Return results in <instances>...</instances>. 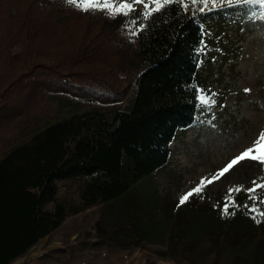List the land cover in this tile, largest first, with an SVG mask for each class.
Instances as JSON below:
<instances>
[{
  "label": "rangeland",
  "instance_id": "1",
  "mask_svg": "<svg viewBox=\"0 0 264 264\" xmlns=\"http://www.w3.org/2000/svg\"><path fill=\"white\" fill-rule=\"evenodd\" d=\"M136 7L138 12L129 18L143 11L142 6ZM107 12L85 13L65 0H0V88L18 77L7 87L6 98L0 100V145L11 141L16 122L52 115L57 95L80 99L86 106L124 107L131 102L138 43L136 38L130 42L125 34L127 18H109ZM207 21L212 33L207 54L210 64L201 77L204 89L217 93V105L210 112L201 110L195 124L177 131L169 143L168 165L146 181L160 189L162 202L154 217H158L163 232L153 231L145 240L121 237L102 214L101 204L82 208L77 214L69 211L67 226L76 232L75 239L80 243L94 241V264H230L235 255L249 258L238 249L231 252L244 237L242 231L231 239L221 235L174 245L168 240L171 223L164 220L165 210L175 212L184 206L198 212L220 210L229 188H251L253 180L264 183L259 179L264 175L261 166L244 161L207 185L201 193L203 199L194 196L177 207L180 195L202 177L211 178L264 130V12L254 6L248 14H227L220 21L216 17ZM85 180L55 181L56 197L67 210L81 205L79 194ZM263 192L258 189L254 195ZM232 195L241 206L245 201L252 203L245 199L244 191ZM48 203L52 207L53 201ZM258 226L249 233V241L256 242L261 236L264 243V225ZM61 232H54L53 237H66L71 231Z\"/></svg>",
  "mask_w": 264,
  "mask_h": 264
},
{
  "label": "trees",
  "instance_id": "2",
  "mask_svg": "<svg viewBox=\"0 0 264 264\" xmlns=\"http://www.w3.org/2000/svg\"><path fill=\"white\" fill-rule=\"evenodd\" d=\"M176 11V6H170L154 14L136 38L137 75L129 104L86 106L80 99L57 95L56 109L48 118L15 123L11 141L0 145V264L25 253L56 228L67 212L95 204H101L102 214L121 237L145 240L153 231L163 232L154 217L162 195L158 185L146 181L168 165L170 141L178 130L193 125L201 112L194 109V87L204 89L201 72L209 71L205 66L210 64L207 37V54L200 57L202 65L195 66L193 50L200 37L197 24L189 22L191 6L187 15L177 16ZM225 15H211L207 20L216 17L220 21ZM17 78L0 88V100ZM38 120L41 123H34ZM73 177L86 180L79 194L81 205L67 210L56 197L55 181ZM256 196L264 200V194ZM49 201L54 202L51 210L45 206ZM258 207L262 210L264 203ZM206 210L187 206L175 212L165 210L164 220L171 223L168 240L174 245L191 244L203 237L231 239L242 231L244 237L231 252L238 249L249 258L235 255L230 264H264L261 236L249 241V233L264 225V219L257 216L262 223L256 224L251 218L254 214L245 215L248 209L243 206L238 211L230 208L236 214L224 218L220 210Z\"/></svg>",
  "mask_w": 264,
  "mask_h": 264
},
{
  "label": "snow or ice",
  "instance_id": "3",
  "mask_svg": "<svg viewBox=\"0 0 264 264\" xmlns=\"http://www.w3.org/2000/svg\"><path fill=\"white\" fill-rule=\"evenodd\" d=\"M68 5H75L77 9L82 12L88 13L90 10H108L107 15L109 18H115L117 15H122L127 18L123 27L126 30V35L130 38V42H134L131 38H138L144 30L148 27L147 22L154 14H159L166 8L170 10V6H176V14H188V9L191 6V14L189 22L196 23L199 29V41L198 46L193 50L194 55L197 57L196 67L199 68L203 60L200 58L207 54L208 43L207 37L211 36V30L207 27L206 21L211 15H224V14H248L255 6L259 11L264 12V0H65ZM136 6H142L143 11H140L135 18H129L133 13L138 12ZM143 21V22H141ZM214 60L215 57H212ZM246 93L250 89L244 90ZM217 93L212 90H205L199 86L194 87L193 104L194 109L197 111H211L214 106L217 105L215 97ZM223 107V105H220ZM196 121L194 119L193 124ZM171 143V141H170ZM244 161L258 163L262 171H264V130H262L258 137L252 142V144L240 151L239 154L231 158L224 167L216 171L211 178L202 177L195 187H192L189 191L183 193L178 198L177 207L185 205L190 198L194 196H200L203 199L201 193L207 185H211L223 177L226 173L232 170L235 166ZM264 180V175L259 177ZM253 187L244 189L242 186H236L229 188L227 194L223 197L224 203L220 208L221 218L225 216H234L236 211L229 212L230 208H235L237 211L240 209V205L237 204L233 192L237 194L244 191L248 196V199L252 201L251 206L247 203L243 207L248 209V213H253L251 218L256 224L262 223L261 219H257V216L264 217V211H261L258 207V203H264V200H260L258 196L254 195L258 189H264V183H257V180L252 181Z\"/></svg>",
  "mask_w": 264,
  "mask_h": 264
},
{
  "label": "crops",
  "instance_id": "4",
  "mask_svg": "<svg viewBox=\"0 0 264 264\" xmlns=\"http://www.w3.org/2000/svg\"><path fill=\"white\" fill-rule=\"evenodd\" d=\"M48 204L47 202L45 206L51 210L54 202L52 207H49ZM79 211L73 212V214H77ZM68 217L66 215L56 228L42 236L25 253L12 259L8 264H94L91 255L94 241L86 239L81 243L78 242L75 239L76 232L67 226ZM63 229H68L71 232L66 233V237H53L54 232L62 233ZM38 243H40L39 246H37Z\"/></svg>",
  "mask_w": 264,
  "mask_h": 264
}]
</instances>
